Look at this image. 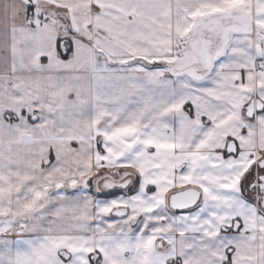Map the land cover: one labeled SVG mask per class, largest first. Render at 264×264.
<instances>
[{
  "label": "snow or ice",
  "instance_id": "6c2138e0",
  "mask_svg": "<svg viewBox=\"0 0 264 264\" xmlns=\"http://www.w3.org/2000/svg\"><path fill=\"white\" fill-rule=\"evenodd\" d=\"M0 264H264V0H0Z\"/></svg>",
  "mask_w": 264,
  "mask_h": 264
}]
</instances>
